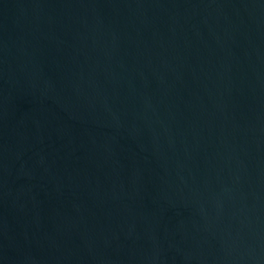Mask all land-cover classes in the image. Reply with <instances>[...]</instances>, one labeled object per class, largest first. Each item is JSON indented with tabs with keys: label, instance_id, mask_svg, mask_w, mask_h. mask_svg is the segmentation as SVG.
I'll use <instances>...</instances> for the list:
<instances>
[{
	"label": "water",
	"instance_id": "obj_1",
	"mask_svg": "<svg viewBox=\"0 0 264 264\" xmlns=\"http://www.w3.org/2000/svg\"><path fill=\"white\" fill-rule=\"evenodd\" d=\"M0 264H264V0H0Z\"/></svg>",
	"mask_w": 264,
	"mask_h": 264
}]
</instances>
